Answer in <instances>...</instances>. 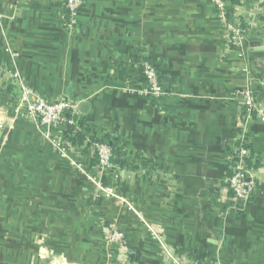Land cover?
Listing matches in <instances>:
<instances>
[{"label": "crops", "instance_id": "crops-1", "mask_svg": "<svg viewBox=\"0 0 264 264\" xmlns=\"http://www.w3.org/2000/svg\"><path fill=\"white\" fill-rule=\"evenodd\" d=\"M64 4L0 0V264H264V0H84L74 29ZM140 59L161 98L141 94ZM17 81L87 104L83 144L21 118ZM245 86L262 116L247 118ZM240 137L257 189L239 208L225 181Z\"/></svg>", "mask_w": 264, "mask_h": 264}, {"label": "built area", "instance_id": "built-area-1", "mask_svg": "<svg viewBox=\"0 0 264 264\" xmlns=\"http://www.w3.org/2000/svg\"><path fill=\"white\" fill-rule=\"evenodd\" d=\"M217 11L221 12L224 8L222 0H210ZM84 0H65L64 8L66 10V25L69 29H74L77 24V16ZM245 30L240 28L234 31L232 43L240 46ZM139 66L145 81V87L141 94L152 99L161 98L164 93L160 76L153 64L147 60L140 59ZM17 80V79H15ZM18 98L16 101V113L23 119L33 121L46 132L57 128H63L65 131L69 127L79 130L78 122L81 118L78 104L69 100H60L48 102L32 90L17 81ZM236 96L242 101L243 110L247 118L251 119L256 112L262 116L256 109V100L250 86H245L237 91ZM246 141L240 137L234 146L233 155L229 165V175L225 181L226 188L229 191L235 205L239 208L248 201L257 189V182L253 170L246 165L249 157L246 149ZM54 149L62 156L65 155L64 144L58 141L53 142ZM92 149L96 155L98 166L101 171H112L115 168V154L112 148L105 143H95ZM89 181L95 186L96 190L103 198H116L114 191L110 187L104 186L100 180L94 176H88ZM122 239V234L113 232L110 235V243H118ZM62 264H66L62 260ZM200 264H216L213 262H201Z\"/></svg>", "mask_w": 264, "mask_h": 264}, {"label": "trees", "instance_id": "trees-1", "mask_svg": "<svg viewBox=\"0 0 264 264\" xmlns=\"http://www.w3.org/2000/svg\"><path fill=\"white\" fill-rule=\"evenodd\" d=\"M223 2H229L234 5H238L240 0H222ZM84 125V120L81 117L78 122L79 130H76L74 127L67 128L65 132L66 140L72 145H81L84 142V136L82 133V127ZM246 149L248 150L249 157L246 160V165L249 169L253 170L256 166L252 162V154L249 146L246 145Z\"/></svg>", "mask_w": 264, "mask_h": 264}, {"label": "water", "instance_id": "water-1", "mask_svg": "<svg viewBox=\"0 0 264 264\" xmlns=\"http://www.w3.org/2000/svg\"><path fill=\"white\" fill-rule=\"evenodd\" d=\"M86 107H87V104H85V103H81V104H80V107H79V112H80L81 114H85V113H86V110H84V108L86 109Z\"/></svg>", "mask_w": 264, "mask_h": 264}]
</instances>
